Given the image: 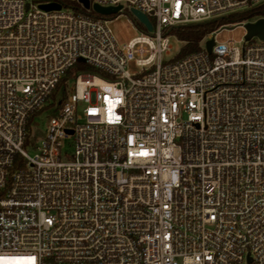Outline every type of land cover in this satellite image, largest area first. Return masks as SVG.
<instances>
[{
  "label": "built area",
  "instance_id": "1",
  "mask_svg": "<svg viewBox=\"0 0 264 264\" xmlns=\"http://www.w3.org/2000/svg\"><path fill=\"white\" fill-rule=\"evenodd\" d=\"M71 1L0 0V264H264V42L162 62L264 0H88L147 17L123 47Z\"/></svg>",
  "mask_w": 264,
  "mask_h": 264
},
{
  "label": "rangeland",
  "instance_id": "2",
  "mask_svg": "<svg viewBox=\"0 0 264 264\" xmlns=\"http://www.w3.org/2000/svg\"><path fill=\"white\" fill-rule=\"evenodd\" d=\"M29 2H33L35 4L44 2L45 0H28ZM68 5L73 7H77L78 4L75 1L68 0ZM244 22V21H242ZM242 22L238 23H232L228 25H222L219 28H217L218 32L213 36L216 44H228V41H232V44L235 47L241 48L242 43L244 42V36H245V30L243 27H235L231 30H228L229 26H235L237 24H241ZM108 28L110 29V32L117 42L119 47H123L128 44L130 40L133 38L141 35V30L138 29L139 27L135 25V22L132 20V17L129 15V13H118L116 15H112L108 17ZM224 28V29H221ZM216 30V31H217ZM169 46L170 50L168 54L162 55V62L168 63L177 57L181 49L184 47V42H181L175 34H169ZM212 35H208L207 37H211ZM252 44H258V40H253L251 42ZM203 45V44H201ZM84 65L80 67L77 71V73L86 72L87 69ZM91 73L95 74L94 70H88ZM127 71L130 75H136L139 72V68L135 66L133 62H131L128 65ZM48 112H39L32 116V122L36 124L43 132H45V129L47 127V119H48ZM30 154L31 151L29 149H26Z\"/></svg>",
  "mask_w": 264,
  "mask_h": 264
},
{
  "label": "trees",
  "instance_id": "3",
  "mask_svg": "<svg viewBox=\"0 0 264 264\" xmlns=\"http://www.w3.org/2000/svg\"><path fill=\"white\" fill-rule=\"evenodd\" d=\"M89 15L95 18H100V16L94 14L93 12H90ZM255 18H264V3L250 10L236 13L223 19H216L172 29L170 34H175L177 38L185 44L175 59H179L198 51L200 49L199 43L201 40L205 36L217 30L220 26L242 21H250ZM134 22L136 23V21Z\"/></svg>",
  "mask_w": 264,
  "mask_h": 264
},
{
  "label": "water",
  "instance_id": "4",
  "mask_svg": "<svg viewBox=\"0 0 264 264\" xmlns=\"http://www.w3.org/2000/svg\"><path fill=\"white\" fill-rule=\"evenodd\" d=\"M78 2L83 6L85 10H91L94 14L101 17H110L112 15H116L119 13L120 10V7H101L96 4H93L90 7L88 0H78ZM39 7L44 10L60 9V5L56 3L43 4L40 5ZM129 15L132 17L133 21H136L141 25H143L147 31L151 30V24L144 14L136 10H130ZM223 18L226 17H221L218 19H223ZM242 27L245 30V36H244L245 41H249L252 37H256L264 42V18H258L254 23L247 22L246 24H243ZM226 29L231 30V28H226ZM212 45H213V40H208L205 43V50L207 53H210Z\"/></svg>",
  "mask_w": 264,
  "mask_h": 264
}]
</instances>
